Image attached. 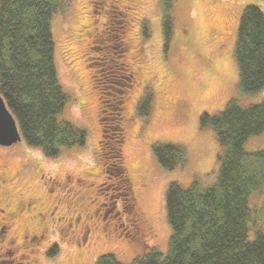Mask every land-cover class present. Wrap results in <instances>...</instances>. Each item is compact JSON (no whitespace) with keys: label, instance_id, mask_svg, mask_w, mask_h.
I'll return each mask as SVG.
<instances>
[{"label":"rangeland","instance_id":"1","mask_svg":"<svg viewBox=\"0 0 264 264\" xmlns=\"http://www.w3.org/2000/svg\"><path fill=\"white\" fill-rule=\"evenodd\" d=\"M114 1L123 12V25L118 14L104 18L96 13L102 7L98 0H65L52 16L57 78L69 96L57 118L85 130L87 139L82 147L62 149L56 158H47L23 139L0 145V170L10 195L4 208L23 204L20 212L12 213L8 232L0 216V264H95L107 253L127 264L147 254L149 247L164 256L171 234L165 210L168 185L187 188L196 182L199 189H205L217 179L221 149L213 131L200 126V116L221 112L230 99L241 106L264 102V88L251 95L239 92L234 58L243 8L253 5L264 15L263 0H174L168 42L160 0ZM143 23L148 29L146 37ZM100 28L103 36L92 44V35ZM124 63L138 74L136 79L128 78V87L117 90L113 83L130 74ZM101 91L105 107L104 101L103 107L100 103ZM149 92L150 114L138 117L137 104ZM114 102L122 106V157L128 178L123 183L130 184V191L99 165L101 122L111 118L107 108ZM156 143L180 146L185 165L172 170L160 167L151 151ZM244 149L263 150L264 133L249 138ZM86 188L88 193L82 198ZM80 204L97 223L84 241L71 237L62 222L56 223V218L78 212ZM96 205L97 216L92 213ZM250 208H256L253 214L264 229V191L250 198ZM36 212L43 215L38 221ZM137 213L147 228L135 220ZM31 227L44 229L42 237L24 247L21 236ZM253 236L251 227L248 239ZM11 238L16 241L9 244ZM54 245L56 254L48 256Z\"/></svg>","mask_w":264,"mask_h":264},{"label":"trees","instance_id":"2","mask_svg":"<svg viewBox=\"0 0 264 264\" xmlns=\"http://www.w3.org/2000/svg\"><path fill=\"white\" fill-rule=\"evenodd\" d=\"M64 1L0 0V95L16 122L21 139L27 146L40 149L47 158H56L64 148L82 147L87 139L85 130L57 118L69 102V96L57 78L51 19L61 10ZM98 1L102 7L96 13L108 18L113 12L120 16V25L124 22L123 12L114 0ZM173 1L160 0L167 42ZM99 30L103 36L104 30ZM147 31L143 23V36L148 35ZM234 58L239 92L251 95L262 90L264 15L256 6L243 8ZM122 65L130 74H125V80L113 83L117 90L118 86L128 87V78L136 79L137 75L130 64ZM100 97L101 106L104 101L105 107L102 91ZM151 99L150 92L140 99L136 107L138 117L148 118ZM121 109L122 106L114 102L107 108L111 118L101 122L99 165L105 174L120 180L124 190L128 185L130 191V184L123 183L128 178L122 157L125 127ZM199 123L202 128L209 127L213 131L221 149L217 155L219 169L215 183L205 189H199L196 182L187 188L170 183L165 193L166 219L171 231L166 254L163 256L149 247L147 254L127 264H264V229L257 224L258 215L253 214L256 208H250V198L264 191V149L255 152L244 149L249 138L264 133V102L241 106L230 99L221 112L202 114ZM151 151L163 169L185 165V152L180 146L156 143ZM98 156L100 158V154ZM251 227L254 236L249 240ZM56 250L54 245L47 255H55ZM95 264L126 263L107 253L98 257Z\"/></svg>","mask_w":264,"mask_h":264},{"label":"flooded vegetation","instance_id":"3","mask_svg":"<svg viewBox=\"0 0 264 264\" xmlns=\"http://www.w3.org/2000/svg\"><path fill=\"white\" fill-rule=\"evenodd\" d=\"M94 30V29H93ZM89 33V32H88ZM102 33L100 32V30H95V32L93 33L92 37L93 40L91 41V43H94V39L97 38L98 36H100ZM90 43V45H91ZM92 43V44H93ZM88 47L89 50H93V47L90 46ZM136 70V68H134ZM134 71V70H133ZM135 72V71H134ZM136 73V72H135ZM138 74V72H137ZM4 183H6V178L4 176V174H1V170H0V216H1V220L3 221V227H5V231L4 232H8L10 229V217L12 215V213L16 214L17 212H20L23 208V204L21 202H17L14 205L13 209H5L4 207L7 206V202L9 200V192L8 190L5 188ZM60 186L59 183L56 182V187ZM87 189L83 190L82 193V198L84 197V194L87 192ZM88 193V192H87ZM80 207L78 208V212H76L74 215H69V216H63L60 218H56V223H60L63 225L62 229L65 230L69 235H71V237H80L82 239V241H84L88 235L95 231L97 229V223L95 222V218L93 215L90 214V216L87 214V211L85 210V207L83 205H79ZM29 204L25 205V208H28ZM98 210L99 208L94 207L92 210V213L94 215H98ZM35 216L37 217V221L41 219V217L43 216L42 213L36 212ZM135 220L141 224V226L146 227V220L144 219V217L141 214H136L135 215ZM104 219V218H101ZM59 225H56V227H58ZM147 228V227H146ZM61 229V228H60ZM44 229H40L38 228H28L27 230L23 231V235L21 236V245L22 246H26L28 244V242H30L32 239H38L40 237H42V233H43ZM60 232V231H59ZM27 233V234H26ZM25 239V241H24ZM16 241L14 238H11V240L9 241V244H11L12 242ZM23 256V255H22Z\"/></svg>","mask_w":264,"mask_h":264},{"label":"water","instance_id":"4","mask_svg":"<svg viewBox=\"0 0 264 264\" xmlns=\"http://www.w3.org/2000/svg\"><path fill=\"white\" fill-rule=\"evenodd\" d=\"M21 139L16 122L0 95V145L10 146Z\"/></svg>","mask_w":264,"mask_h":264}]
</instances>
